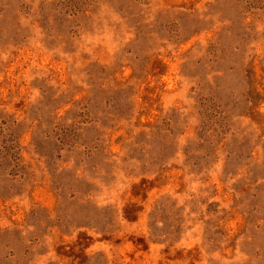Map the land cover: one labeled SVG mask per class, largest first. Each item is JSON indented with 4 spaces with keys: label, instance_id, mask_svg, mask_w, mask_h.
<instances>
[{
    "label": "rangeland",
    "instance_id": "1",
    "mask_svg": "<svg viewBox=\"0 0 264 264\" xmlns=\"http://www.w3.org/2000/svg\"><path fill=\"white\" fill-rule=\"evenodd\" d=\"M0 264H264V0H0Z\"/></svg>",
    "mask_w": 264,
    "mask_h": 264
}]
</instances>
